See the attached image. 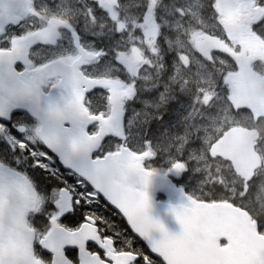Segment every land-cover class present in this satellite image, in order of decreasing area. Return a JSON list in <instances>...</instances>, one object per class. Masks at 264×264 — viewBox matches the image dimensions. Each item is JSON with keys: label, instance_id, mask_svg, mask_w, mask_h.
<instances>
[{"label": "snow or ice", "instance_id": "snow-or-ice-1", "mask_svg": "<svg viewBox=\"0 0 264 264\" xmlns=\"http://www.w3.org/2000/svg\"><path fill=\"white\" fill-rule=\"evenodd\" d=\"M0 82V264H191L203 239L197 209L172 211L173 234L127 204L107 157L112 137L85 143L75 121L50 118ZM148 183V181H146Z\"/></svg>", "mask_w": 264, "mask_h": 264}, {"label": "water", "instance_id": "water-1", "mask_svg": "<svg viewBox=\"0 0 264 264\" xmlns=\"http://www.w3.org/2000/svg\"><path fill=\"white\" fill-rule=\"evenodd\" d=\"M14 1L3 0L0 5L4 2V5H9V2L12 4ZM3 59L8 62L6 65L0 64V82L4 85L5 95L23 96L27 102L38 104L50 118L75 121L81 126L85 143H98L111 135L122 136L124 93H120L118 86H110L116 98L111 117L107 120L92 118L83 105L86 94L96 87H108L110 83L86 80L78 85L77 74L62 72L60 84L45 94L43 86L51 76L58 77V70L53 73L52 69L49 71L50 68H42L38 72L27 70L17 74L13 68L16 60L4 56ZM95 122L101 124V130L98 135L90 136L88 128ZM258 139L257 131L233 128L214 145L213 155L231 161L236 173L249 182L261 166V158L255 150V141ZM107 159L114 165L115 183L125 202L139 212V202L147 192L152 202L149 215L163 222L173 234H179L182 228L172 209L189 202L195 206L203 239L191 257V264L193 259L206 260L205 263L196 264H264V237L257 234L255 224L242 209L226 203L207 204L190 199L169 178L178 175L179 167L168 171L166 175L146 171L142 166L145 156H137L125 148L109 155ZM158 193L165 194L169 201L158 202ZM223 240L228 242V246H220Z\"/></svg>", "mask_w": 264, "mask_h": 264}, {"label": "rangeland", "instance_id": "rangeland-1", "mask_svg": "<svg viewBox=\"0 0 264 264\" xmlns=\"http://www.w3.org/2000/svg\"><path fill=\"white\" fill-rule=\"evenodd\" d=\"M82 0H76V5L79 7H69L67 9L68 14L72 17H80L83 16V13L79 10V8L83 9ZM121 1L123 0H97L98 8H104L109 12V15L112 21L116 25V29L119 31L123 28V24L121 25L119 19L117 18L114 9L115 6L120 5ZM256 0H220L219 4V11L218 15L215 18V21H210L207 17L202 20L203 27L210 29L212 27L217 29H226L231 38L232 43L231 47L234 48L237 46V43L242 40L244 37L249 35L247 25H253L254 23L258 22L260 19L264 18V6H260ZM201 6L202 3L200 2ZM134 8L137 5H132ZM137 9V8H136ZM155 4L149 7L147 11V17L144 18L143 24L146 25V29L143 31V36L138 38H132L131 41L133 45H129L128 41L125 44H122L124 40H120L116 42L117 44H121L119 46L122 49L119 52V55L115 59V65L107 68H96L95 72H93L98 76H111L113 73H117L118 70L121 69L122 74L124 75L125 80L129 84H135L137 78L144 72L145 65H146V52L148 49H152V53L155 54L154 46L152 38L156 37L155 32L157 31V19L154 15ZM93 21V16L86 12L84 15ZM131 30L132 32L138 28L136 21H138L137 16H133L131 13ZM78 21V20H77ZM135 21V22H134ZM140 21V19H139ZM85 25L89 24V20L84 18ZM86 34L87 40L91 43L92 38L95 36V33L89 31ZM223 36L224 33H223ZM249 40V37H246ZM129 49L127 50V48ZM200 52L204 56L210 55V49H214L215 45H207L203 41L199 44ZM217 48L222 49L221 46ZM231 49V48H230ZM247 52L249 48H246ZM245 49L241 51V56L237 55L236 60L240 62L242 68H239L237 73H233L229 75L228 85H229V101L227 102L228 107L219 106L215 103L216 108L218 111L211 114H205L203 116L199 115L195 117L196 120L199 121L200 126L195 128L200 132V137L202 138L203 149L204 151L205 145L212 140L213 134L215 130H219L227 123H234L236 119L240 118L239 115L243 114L245 110H249L252 115L258 117L260 114L264 113L263 104L259 99L256 102L253 101L257 95L264 97V55L261 59L257 62L260 64V68H253L252 72H248L246 68V64L250 62L251 57L253 56L252 53L250 54L244 53ZM198 60L201 59V55L196 56ZM196 58V59H197ZM255 62V61H254ZM93 73V74H94ZM154 73V72H153ZM186 80L189 82H201L204 80V77L198 74L195 70L189 73L184 74ZM257 89V92L254 91ZM150 89L148 90V92ZM163 100L161 99V101ZM159 102L148 100L147 103L141 106L139 101H136V104H133L131 109V120H130V127H134L135 131H132L129 144H135L134 147L138 148L141 145V142L138 141L136 138L138 129L140 124L143 120L148 121V113L150 109H155ZM208 101H202V106H205ZM181 113L185 115V108L181 107ZM129 127V128H130ZM204 156V155H202ZM194 189V186H190ZM192 189V191H193ZM205 195H211L207 193Z\"/></svg>", "mask_w": 264, "mask_h": 264}, {"label": "trees", "instance_id": "trees-1", "mask_svg": "<svg viewBox=\"0 0 264 264\" xmlns=\"http://www.w3.org/2000/svg\"><path fill=\"white\" fill-rule=\"evenodd\" d=\"M108 39V38H107ZM107 39H103L104 43H106ZM169 63H167V66L169 67ZM170 76V75H169ZM171 82H173V77H169ZM167 79H163L164 85H168ZM171 82L169 84V87H171ZM182 91L184 88V85H181ZM179 88L170 90L168 93H162L164 97H169L167 95H173L172 97H178L180 99H186L188 98V95L192 88H187L185 90V95L179 93ZM187 94V95H186ZM168 99V98H167ZM103 106L99 107L103 108ZM182 107L186 108L187 105H182ZM164 109V116L166 117L165 122H162L155 128L153 131L154 136L157 141L160 143H156L158 148H162L166 151L168 154H174L176 156L179 153L187 150V146L184 145V142H191L194 143L193 138V130L191 126L189 125V114L185 113L183 114V111L181 113L182 108L178 106H163ZM169 118V120H168ZM180 125L177 126V125ZM177 126V130L174 131L173 128ZM169 132V133H166ZM175 133V134H174ZM263 140L261 143V148L264 151V132L262 134ZM151 142H154L153 138L150 136L149 139ZM153 143V145H156ZM160 146V147H159ZM190 152V151H189ZM188 151H185V156L189 153ZM184 154V153H183ZM182 154V155H183ZM192 153H190L191 155ZM184 156V157H185ZM165 158V157H162ZM167 163L166 160H163L161 165H165ZM155 168H159V166H155ZM204 170L202 168H196L193 175H190V177L186 180L188 182L181 181L180 185H182L187 191L192 193L191 188L189 187L190 184H201L207 182V186L204 187V189L211 194H214L213 196H205L203 193L199 194L204 197V200L212 201V200H227L231 201L234 205L241 207L242 209L246 210L259 224L260 230L264 231V171L260 172L258 177L256 178L255 182L249 187V190L246 191L241 186H237L231 182H229V173L227 170ZM196 173V174H195ZM232 175V173L230 172ZM233 195H237L233 200ZM239 196V197H238Z\"/></svg>", "mask_w": 264, "mask_h": 264}, {"label": "flooded vegetation", "instance_id": "flooded-vegetation-1", "mask_svg": "<svg viewBox=\"0 0 264 264\" xmlns=\"http://www.w3.org/2000/svg\"><path fill=\"white\" fill-rule=\"evenodd\" d=\"M85 1L91 2L92 0ZM29 4L34 10L30 19L33 23L29 22L28 27L20 29L16 32V34L21 36L24 33L26 34L29 30L37 27H43L48 30L47 33L50 43L47 50H52V52H50L47 56L40 54L37 57L39 49L43 48L37 47L33 50V62L52 59L49 57H61L72 54L74 52V48L71 37L63 27L76 25L75 23H77V20L79 19L78 17L70 16L67 11L69 7L76 6V0H31ZM2 49H4V46ZM42 50L44 51V49ZM90 70H92V68L88 69V71Z\"/></svg>", "mask_w": 264, "mask_h": 264}]
</instances>
